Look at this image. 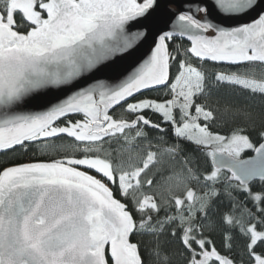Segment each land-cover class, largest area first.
Here are the masks:
<instances>
[{"label": "snow or ice", "instance_id": "snow-or-ice-1", "mask_svg": "<svg viewBox=\"0 0 264 264\" xmlns=\"http://www.w3.org/2000/svg\"><path fill=\"white\" fill-rule=\"evenodd\" d=\"M0 264H264V0H0Z\"/></svg>", "mask_w": 264, "mask_h": 264}, {"label": "trees", "instance_id": "trees-1", "mask_svg": "<svg viewBox=\"0 0 264 264\" xmlns=\"http://www.w3.org/2000/svg\"><path fill=\"white\" fill-rule=\"evenodd\" d=\"M8 159V157H5L4 155L0 154V164L5 163Z\"/></svg>", "mask_w": 264, "mask_h": 264}]
</instances>
